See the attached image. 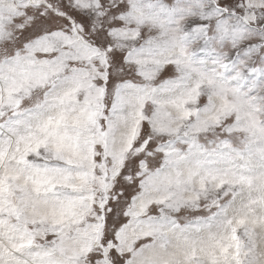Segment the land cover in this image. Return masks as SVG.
Masks as SVG:
<instances>
[{
    "label": "snow or ice",
    "instance_id": "6c2138e0",
    "mask_svg": "<svg viewBox=\"0 0 264 264\" xmlns=\"http://www.w3.org/2000/svg\"><path fill=\"white\" fill-rule=\"evenodd\" d=\"M0 264H264V0H0Z\"/></svg>",
    "mask_w": 264,
    "mask_h": 264
}]
</instances>
